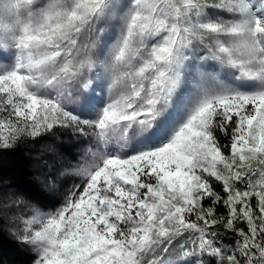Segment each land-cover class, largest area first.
Returning <instances> with one entry per match:
<instances>
[{"label": "snow or ice", "instance_id": "6c2138e0", "mask_svg": "<svg viewBox=\"0 0 264 264\" xmlns=\"http://www.w3.org/2000/svg\"><path fill=\"white\" fill-rule=\"evenodd\" d=\"M57 130L98 150L9 193L33 264H264V0H0V153Z\"/></svg>", "mask_w": 264, "mask_h": 264}, {"label": "trees", "instance_id": "16d2710c", "mask_svg": "<svg viewBox=\"0 0 264 264\" xmlns=\"http://www.w3.org/2000/svg\"><path fill=\"white\" fill-rule=\"evenodd\" d=\"M43 136L36 140L26 139L15 150L0 153V193L14 191L16 194L23 195L25 200L31 199L33 204H35L36 200H39L43 205L49 206V208L52 205L59 207L62 203L64 191L69 189L70 181L66 178H59L57 180L59 182L57 186L59 191L54 196H50L46 194L47 190L38 183L32 171L34 169L33 161H37L34 158L38 155V152H36L38 151L37 147L42 143L41 139H44ZM221 142L227 143V139L221 136ZM62 151H64L63 148ZM65 153L70 155L72 152L70 148H67ZM71 158H74V155H71ZM213 183L216 189L220 190V185L215 181ZM218 214H225L223 207L218 209ZM238 226L246 227L244 224H238ZM212 230L218 232L216 242L222 248L238 255L236 247L238 236L226 232L222 227H214ZM31 260L32 255L29 249L17 244L4 220L0 219V264H30ZM257 264H259V261H257Z\"/></svg>", "mask_w": 264, "mask_h": 264}, {"label": "rangeland", "instance_id": "374dc122", "mask_svg": "<svg viewBox=\"0 0 264 264\" xmlns=\"http://www.w3.org/2000/svg\"><path fill=\"white\" fill-rule=\"evenodd\" d=\"M209 12L215 13V10L209 9ZM43 138L44 139H41L42 143L37 147L38 151L36 152H38V155L34 157L37 161H33L34 169L32 171L33 175L36 176L38 183L42 185L45 175L50 173L55 175L59 172L63 174L57 175L56 187L59 185V182L57 181L59 178H66L70 181L69 188H72L73 185H80L78 192L82 191V177L78 174L77 169L91 159V152H96L98 150L95 139L80 134H73L66 130H57L54 137L48 134L44 135ZM62 148L64 151H62ZM67 148H70L72 152L70 155L65 153ZM71 155H74V158H71ZM219 167L222 169L223 166L220 165ZM256 179H259V177H256ZM237 187L243 189L244 184L238 183ZM10 193L16 194L14 191ZM8 196L9 192L7 191L0 193V212L3 213L2 219L8 227L7 217L14 213L18 217L15 227H20L22 221L31 219L30 210L23 204L13 205L8 199ZM37 227L38 226H33V229L35 230ZM14 240L17 244H21L23 247L29 249L32 257L35 255V252L30 250L31 246L24 245L16 239ZM30 264H33L32 260Z\"/></svg>", "mask_w": 264, "mask_h": 264}]
</instances>
